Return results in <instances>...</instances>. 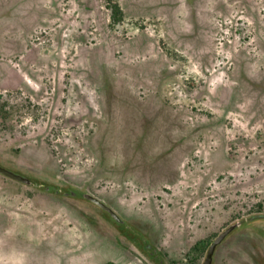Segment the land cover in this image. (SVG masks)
Wrapping results in <instances>:
<instances>
[{"label":"rangeland","instance_id":"obj_1","mask_svg":"<svg viewBox=\"0 0 264 264\" xmlns=\"http://www.w3.org/2000/svg\"><path fill=\"white\" fill-rule=\"evenodd\" d=\"M0 166V264H264V0H0Z\"/></svg>","mask_w":264,"mask_h":264},{"label":"water","instance_id":"obj_2","mask_svg":"<svg viewBox=\"0 0 264 264\" xmlns=\"http://www.w3.org/2000/svg\"><path fill=\"white\" fill-rule=\"evenodd\" d=\"M0 171L9 174L8 171L3 169L1 166H0ZM224 236H225V233H221L211 243L209 250H208V253H207V256H206L205 264H210L212 257H213V253L215 251V248L223 240Z\"/></svg>","mask_w":264,"mask_h":264},{"label":"trees","instance_id":"obj_3","mask_svg":"<svg viewBox=\"0 0 264 264\" xmlns=\"http://www.w3.org/2000/svg\"><path fill=\"white\" fill-rule=\"evenodd\" d=\"M110 8L112 9V13H111L112 19L114 21H120L124 16V13L120 8V6L118 4H113L110 6Z\"/></svg>","mask_w":264,"mask_h":264}]
</instances>
